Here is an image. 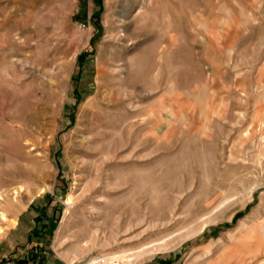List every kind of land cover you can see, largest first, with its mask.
<instances>
[{
	"label": "rangeland",
	"instance_id": "obj_1",
	"mask_svg": "<svg viewBox=\"0 0 264 264\" xmlns=\"http://www.w3.org/2000/svg\"><path fill=\"white\" fill-rule=\"evenodd\" d=\"M222 1L0 0V264H183L264 206V101L207 33Z\"/></svg>",
	"mask_w": 264,
	"mask_h": 264
},
{
	"label": "crops",
	"instance_id": "obj_2",
	"mask_svg": "<svg viewBox=\"0 0 264 264\" xmlns=\"http://www.w3.org/2000/svg\"><path fill=\"white\" fill-rule=\"evenodd\" d=\"M220 6L219 16L207 23V33L212 31L208 35L222 49L223 72L233 86H254L258 101H264V0H223ZM183 264H264V206L256 204L232 227L195 244Z\"/></svg>",
	"mask_w": 264,
	"mask_h": 264
},
{
	"label": "bare ground",
	"instance_id": "obj_3",
	"mask_svg": "<svg viewBox=\"0 0 264 264\" xmlns=\"http://www.w3.org/2000/svg\"><path fill=\"white\" fill-rule=\"evenodd\" d=\"M15 194V193H14ZM13 196V195H12ZM89 197V196H88ZM89 198H87L88 200ZM77 200H80V198H76L74 194L70 193L67 197V205L72 206L73 204H75V202ZM85 200V201H87ZM90 201V200H89ZM5 206V205H4ZM101 206V205H100ZM9 207V206H8ZM7 207V208H8ZM10 208V207H9ZM16 208V207H15ZM8 211V210H7ZM127 208L126 207H121L118 205L113 206H109L106 210L107 214L109 217H114L115 215L117 216L118 221L123 222L124 223L127 220H130L131 216H128V212H127ZM14 215V214H12ZM115 216V217H116ZM0 221L3 224L2 226H0V237L5 236V234L7 233L8 228L10 227H14L17 225V221L15 219V217L9 215L7 212H2L0 213ZM0 223V224H1ZM131 223H133V221L131 220ZM130 223V224H131ZM137 224V223H136ZM135 224V225H136ZM141 223L138 222L137 226L140 225ZM131 226V225H130Z\"/></svg>",
	"mask_w": 264,
	"mask_h": 264
},
{
	"label": "built area",
	"instance_id": "obj_4",
	"mask_svg": "<svg viewBox=\"0 0 264 264\" xmlns=\"http://www.w3.org/2000/svg\"><path fill=\"white\" fill-rule=\"evenodd\" d=\"M75 264H126L121 260L118 259H111L110 257L107 256H101L96 258L95 260L85 262V263H75Z\"/></svg>",
	"mask_w": 264,
	"mask_h": 264
},
{
	"label": "trees",
	"instance_id": "obj_5",
	"mask_svg": "<svg viewBox=\"0 0 264 264\" xmlns=\"http://www.w3.org/2000/svg\"><path fill=\"white\" fill-rule=\"evenodd\" d=\"M81 57L83 58L84 56L82 55V56H80V58H81Z\"/></svg>",
	"mask_w": 264,
	"mask_h": 264
}]
</instances>
